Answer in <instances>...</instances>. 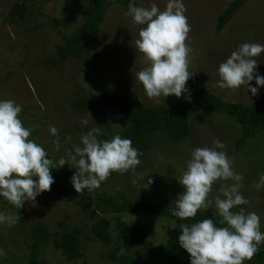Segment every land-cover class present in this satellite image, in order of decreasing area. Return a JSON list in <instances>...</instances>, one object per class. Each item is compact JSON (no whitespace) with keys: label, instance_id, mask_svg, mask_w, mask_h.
I'll return each instance as SVG.
<instances>
[{"label":"rangeland","instance_id":"rangeland-1","mask_svg":"<svg viewBox=\"0 0 264 264\" xmlns=\"http://www.w3.org/2000/svg\"><path fill=\"white\" fill-rule=\"evenodd\" d=\"M16 1L0 0V100H13L22 107L19 118L24 126H35L29 139L42 146L51 160L49 151L54 149L53 141L57 139L50 132L51 126L58 129L59 140L65 134L64 141L60 142V152L64 156L66 144H80L76 139L83 134L85 127L100 120L104 122L107 117L108 109L83 113L72 109L71 104L77 94L103 91L125 94L133 90L143 104L151 107L179 104L188 100L186 97L189 93L191 96L188 82L186 86L189 93L180 98L175 95L166 98L161 96L157 102L146 96L142 84L135 81L134 76L135 72L146 66L134 46L143 26L135 24L125 15L126 11L120 3H112L105 10L100 35L88 46L87 54L80 59L68 58L64 62L51 64L43 60L54 53L56 45L62 44L65 36L81 28V5L69 0H28L27 14L19 18L11 12ZM229 1L183 0L187 8L185 15L191 26L187 40L192 49L189 71L199 75L212 93L227 101L248 104L264 94V86L256 85L255 80L251 81L252 86L258 87L255 96L244 86L236 91L221 89L217 86L220 79L218 68L241 43L264 45V0H247L223 29L216 31L217 16ZM136 2L143 7L156 3L164 10L167 0ZM257 60L256 71L264 76V53ZM226 118L213 112H198L192 121L193 133L190 138L171 144L159 141L157 146L139 151L142 153L139 156L141 163L135 172H113L112 175L127 176L132 186L142 190L144 196L176 201L185 190L178 178L186 170L191 152L197 147H213V141L219 139L226 147L218 150L226 151L233 161L234 170L244 177L240 193L249 203L240 208L257 213L261 218V229L264 230V187L259 190L254 187L260 176L250 171L251 165L264 166V131L251 141L249 149L244 147L246 150L243 152L235 151V135L225 125ZM85 119L87 125L82 123ZM227 119L232 121L231 118ZM68 136H71V141L67 140ZM154 142H158V139L154 138ZM72 151L74 154L73 147ZM58 160L53 162L58 163ZM74 167V164L71 167L66 163L54 170L71 184V177L77 171ZM149 179L152 183L143 188ZM126 181L123 178L112 181L108 179L99 188L87 191L93 196L104 190L112 192ZM222 183L231 185L235 181L215 183L209 199L214 201L217 195L223 198L219 191ZM78 194L76 192L73 197L67 195L55 200L51 189L38 195L36 202L27 201L24 206L28 216L26 228L37 220L46 224L50 230L57 229L58 221L69 226L90 227L100 213L94 208L83 211L76 199ZM32 203H36L35 206ZM12 206L10 203H0V213L10 214L8 211ZM209 208H215L214 202ZM126 219L149 223L151 237L156 242L177 237L182 232L181 223L171 219L149 215H131ZM83 244L84 253L80 260L67 261L50 240L44 244L41 256L49 264H117L101 257V252L108 249L107 244L87 238L83 239ZM0 249L6 253L0 256V264H26L27 244L23 240L22 230L0 224Z\"/></svg>","mask_w":264,"mask_h":264},{"label":"clouds","instance_id":"clouds-1","mask_svg":"<svg viewBox=\"0 0 264 264\" xmlns=\"http://www.w3.org/2000/svg\"><path fill=\"white\" fill-rule=\"evenodd\" d=\"M186 12L183 0H167L164 10L156 3L150 7L136 6L133 0L125 13L135 24L143 26L134 46L146 66L134 73L135 81L142 84L149 99L157 102L161 96L180 98L189 93L187 81L195 73L189 71L192 49L187 40L191 26ZM262 53L264 45L241 43L219 65L217 86L232 91L244 86L253 96L257 95L258 87L252 86L251 81L264 86V76L256 71L257 57ZM186 99L191 100L190 93ZM21 111L22 107L15 101L0 100V196L18 209H22L26 201L36 202L38 195L51 191L55 182L51 169L63 167L66 163L71 167L75 165L77 171L71 177V183L80 194L99 188L113 172H135L141 163L139 156L142 153L133 147L130 139L117 134L111 140H100L99 127L80 136V144L73 145L74 154L68 151L66 157L62 156L58 163H54L42 146L29 139L35 126H24L19 118ZM82 123L87 125L88 121L85 119ZM50 132L57 136L53 145L54 150L59 151L58 129L51 126ZM71 139V136L67 137L68 141ZM225 147L215 139L213 147L195 148L186 170L178 178L185 190L174 202L173 216L181 221L192 220L199 210H207L214 202L218 223L226 225L218 227L212 219L180 224L179 244L190 254L191 264H244L254 258L264 243L260 216L243 208L233 211L249 201L240 193L244 177L234 170L226 151L218 150ZM229 180L235 183L220 185L223 198L217 195L214 201L209 199L215 183ZM151 183L149 179L143 188ZM254 187L257 190L264 187V174ZM19 218L15 213H0V224L12 227ZM119 254L123 255V250ZM5 255L0 249V256Z\"/></svg>","mask_w":264,"mask_h":264},{"label":"trees","instance_id":"trees-1","mask_svg":"<svg viewBox=\"0 0 264 264\" xmlns=\"http://www.w3.org/2000/svg\"><path fill=\"white\" fill-rule=\"evenodd\" d=\"M27 1L17 0L12 6V15L24 18L27 14ZM69 1L81 5L82 26L71 35L65 36L63 43L56 45L54 53L43 60L45 63L56 64L68 58L80 59L82 55L87 54L88 46L98 39L105 10L112 3L118 2L127 12L129 4L133 2V0ZM246 1L230 0L217 16L216 31L222 30ZM134 2L139 6L136 0ZM129 17L133 20L131 16ZM187 82L191 88V100L170 106H147L133 90L125 94L104 91L77 94L71 105L72 109L79 113L108 109L105 121L93 122L85 127L83 134L93 127L104 128L98 137L100 140H111L119 134L121 138L130 139L133 147L141 152L157 146L159 141L171 144L190 138L193 133L192 121L198 112H213L231 118L232 121L226 118L224 123L235 135L234 150L243 152L249 149L251 141L264 131V94L248 104L232 102L212 93L196 73ZM64 136L65 134L61 136L62 141ZM152 137L157 138L158 142H154ZM76 141L80 143V137H77ZM72 147L73 145L66 144V153L72 151ZM66 153L63 154L64 157ZM49 154L54 161L62 157L60 150L51 149ZM250 171L260 176L264 172V166L251 165ZM51 174L55 181L51 186L55 200L75 195L76 190L72 183L68 184L54 168L51 169ZM122 178L127 180L126 183L114 188L113 193L104 190L101 193L96 192L93 196L85 190L83 194L77 195V202L83 211L94 208L100 213L98 219L88 228L80 225L69 226L63 221H58L57 229L50 230L46 224L38 220L26 228L28 216L25 207L18 209L13 205L8 213H15L20 217L13 227L23 231V240L27 244L26 264H49L41 256L42 248L49 240L67 261L80 260L84 253V238L107 244L108 249L102 251L100 255L107 261L117 264H191L190 254L179 244V236L156 242L151 237L149 223L129 221L126 217L149 215L180 223L212 219L218 227L226 226L218 223L219 216L215 208L201 209L194 219L181 221L171 214L175 206L174 200L144 196L142 190L132 186V182L124 175L111 174L108 179L112 181ZM0 203L9 202L0 196ZM239 210L240 206L233 209L234 212ZM261 231L264 232L263 229ZM121 250L123 255L119 254ZM244 264H264V243L259 246L254 258L244 261Z\"/></svg>","mask_w":264,"mask_h":264}]
</instances>
